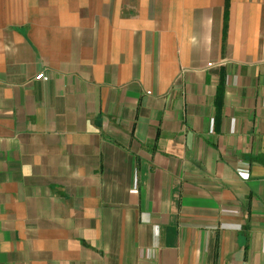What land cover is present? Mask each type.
I'll return each instance as SVG.
<instances>
[{
	"label": "crops",
	"instance_id": "crops-1",
	"mask_svg": "<svg viewBox=\"0 0 264 264\" xmlns=\"http://www.w3.org/2000/svg\"><path fill=\"white\" fill-rule=\"evenodd\" d=\"M0 264H264V0H0Z\"/></svg>",
	"mask_w": 264,
	"mask_h": 264
},
{
	"label": "built area",
	"instance_id": "built-area-1",
	"mask_svg": "<svg viewBox=\"0 0 264 264\" xmlns=\"http://www.w3.org/2000/svg\"><path fill=\"white\" fill-rule=\"evenodd\" d=\"M38 80H48V77L45 73H41L36 77Z\"/></svg>",
	"mask_w": 264,
	"mask_h": 264
}]
</instances>
